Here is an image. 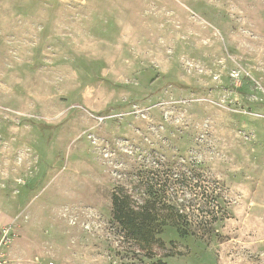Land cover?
Returning <instances> with one entry per match:
<instances>
[{"label": "rangeland", "instance_id": "obj_1", "mask_svg": "<svg viewBox=\"0 0 264 264\" xmlns=\"http://www.w3.org/2000/svg\"><path fill=\"white\" fill-rule=\"evenodd\" d=\"M180 173L188 210L220 194L215 232L127 238L113 192ZM0 253L264 264V0H0Z\"/></svg>", "mask_w": 264, "mask_h": 264}, {"label": "trees", "instance_id": "obj_2", "mask_svg": "<svg viewBox=\"0 0 264 264\" xmlns=\"http://www.w3.org/2000/svg\"><path fill=\"white\" fill-rule=\"evenodd\" d=\"M195 174L192 171L191 177ZM186 175L180 173L172 178V181L166 178L162 183L154 175L146 179L142 203L135 200L123 187L114 191L112 195L114 223L123 230L127 238L144 247L162 241L158 234L165 224L182 226L186 232L196 235L213 234L215 232L213 222L221 215V196L216 191H210V186H205L207 189L203 190L205 198L202 201L206 210L198 213L195 210H188L185 198L180 199L179 192L182 186L190 188L192 194H195L190 198V205H196L198 192H193L196 184L188 182ZM158 263L168 264L161 259Z\"/></svg>", "mask_w": 264, "mask_h": 264}, {"label": "built area", "instance_id": "obj_3", "mask_svg": "<svg viewBox=\"0 0 264 264\" xmlns=\"http://www.w3.org/2000/svg\"><path fill=\"white\" fill-rule=\"evenodd\" d=\"M5 233H7V230H5ZM4 255H2V253H0V264L4 263Z\"/></svg>", "mask_w": 264, "mask_h": 264}]
</instances>
